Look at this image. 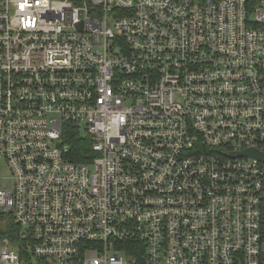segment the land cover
I'll use <instances>...</instances> for the list:
<instances>
[{
	"label": "built area",
	"instance_id": "2783aa9c",
	"mask_svg": "<svg viewBox=\"0 0 264 264\" xmlns=\"http://www.w3.org/2000/svg\"><path fill=\"white\" fill-rule=\"evenodd\" d=\"M2 168L0 264H264V0H0Z\"/></svg>",
	"mask_w": 264,
	"mask_h": 264
},
{
	"label": "trees",
	"instance_id": "16d2710c",
	"mask_svg": "<svg viewBox=\"0 0 264 264\" xmlns=\"http://www.w3.org/2000/svg\"><path fill=\"white\" fill-rule=\"evenodd\" d=\"M66 136V144L74 161H88L92 157V140L88 136L82 137L74 128L66 131Z\"/></svg>",
	"mask_w": 264,
	"mask_h": 264
},
{
	"label": "rangeland",
	"instance_id": "374dc122",
	"mask_svg": "<svg viewBox=\"0 0 264 264\" xmlns=\"http://www.w3.org/2000/svg\"><path fill=\"white\" fill-rule=\"evenodd\" d=\"M4 173H5V169L4 168L0 169V174L3 175Z\"/></svg>",
	"mask_w": 264,
	"mask_h": 264
},
{
	"label": "water",
	"instance_id": "95a60500",
	"mask_svg": "<svg viewBox=\"0 0 264 264\" xmlns=\"http://www.w3.org/2000/svg\"><path fill=\"white\" fill-rule=\"evenodd\" d=\"M252 152H253V153L256 152V153H255L256 155H261L260 153H257V151H251V152H249V153H252Z\"/></svg>",
	"mask_w": 264,
	"mask_h": 264
}]
</instances>
